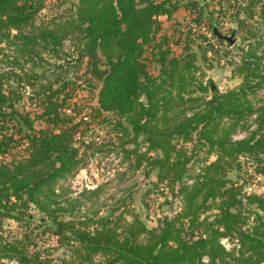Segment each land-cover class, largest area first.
Returning a JSON list of instances; mask_svg holds the SVG:
<instances>
[{"label":"trees","instance_id":"16d2710c","mask_svg":"<svg viewBox=\"0 0 264 264\" xmlns=\"http://www.w3.org/2000/svg\"><path fill=\"white\" fill-rule=\"evenodd\" d=\"M47 1L0 0V62L8 58L4 43L18 42V50L34 57L40 47L59 52L77 33L69 62L99 82V98L82 112V103L72 101L80 86L74 77L31 92L30 75L0 69V262L264 264V195L244 191L232 176L253 170L264 178V101H254L264 87V52L254 49L264 44L262 36L251 29L259 40L230 63L242 81L222 92L212 77L208 84L197 77L194 40L177 55L170 37L160 34L163 16L184 7L199 23L206 13L212 37L203 39L214 50L228 42L218 35L220 19L234 18L236 33L256 17L264 22V0L221 1L211 11L206 0H57L59 11L67 2L72 7L37 23ZM201 50L207 62L208 50ZM147 52L159 65L157 75ZM99 124L120 138L110 151L151 177L142 200L171 193L181 198L179 209L149 225L132 203L119 200L103 215L97 208L82 211L80 195L66 196L64 182L89 164ZM251 126L249 136L233 139ZM88 191L98 196L100 188L82 195ZM222 238L237 239L238 246L227 249Z\"/></svg>","mask_w":264,"mask_h":264},{"label":"rangeland","instance_id":"374dc122","mask_svg":"<svg viewBox=\"0 0 264 264\" xmlns=\"http://www.w3.org/2000/svg\"><path fill=\"white\" fill-rule=\"evenodd\" d=\"M221 1L228 2V0H206L205 3L208 6L206 8L208 11H211ZM47 3L48 6L39 14L37 23L45 19L47 20L56 13L55 11L61 13L64 9L72 7V3L67 2L64 8L59 11L55 7L59 3L57 0H48ZM70 15L72 16V13ZM196 16L198 17V14L190 16V11L184 7L177 11L172 18L163 16L160 18L162 21L160 34L170 37V47L173 53L177 55L183 51L184 46L189 41V37L194 40L191 47L198 54L197 65L200 67L197 77L199 76V79L201 78L205 84H208L209 77H212L222 92L237 87L241 83L242 77L232 73L230 63L233 61L238 63L236 59L244 58L246 54L250 53L252 48H248L247 46L249 41L255 43V40H259V38L250 37L251 29L254 33L262 36L260 42L264 43V22L259 17H256L254 20L246 22L244 28H241L243 30L236 33L233 32L237 27V22L234 18L226 16L220 19V32L227 36L234 34L233 39L235 40V45L229 47L227 45L228 42L222 43V47L220 46L221 44H218L212 50L210 41H204L203 39L205 36L212 37L209 31L210 21L208 19L210 15L204 13L203 21H198L201 23L200 26L196 21L193 23V19ZM68 17V15L63 14L59 18L68 19ZM241 18L245 19L246 17L242 14ZM202 25L206 27L205 30L202 28ZM191 26H194L193 31L189 30ZM78 39L79 34H70L63 40L59 52L53 53L54 51L50 48L44 49V47H40L38 50L36 48V50L41 53L34 57L23 50H18V42L10 45L4 43L1 47L4 48V52L8 58L3 63L0 62L1 72L15 71L19 75H30L32 78L27 79L29 85L25 86L26 91L31 92L34 90L38 91L42 84L46 82L58 81L66 76L74 77L73 79L77 80L80 86L74 92L72 101L82 103V106L85 107L82 112H85L89 110V106H94L98 102L97 83L99 82L91 77V75L86 77V79H91L87 82L83 75L84 69L82 67L80 70L75 69L76 66H73L69 62V58L76 55V48L79 44ZM254 46L256 47V45ZM204 48L208 50V63L200 56V51ZM216 49L219 50L217 54L221 59L220 62H217L218 58L216 57L218 56L214 53ZM254 49L258 55H263L264 44ZM146 55H148L147 62L150 63V72L157 75L159 72L158 63L155 61V58H152L153 56L149 52ZM26 94L28 95L29 93ZM207 95L211 96L210 90H208ZM254 101L256 105L262 104L264 101V87L257 90ZM253 129L251 126L249 129L236 132L233 134V139L245 138L250 135ZM96 132L99 134L93 135L95 143L88 149L90 155L89 164L75 176L70 177L68 181L64 182V189H67L65 191L67 192V197H77L80 195L81 202L85 207L82 208V211L88 210L91 212L97 208L101 210V214L105 215L120 200L125 201V204L132 203V207L142 214L149 225H157L158 219H161L163 215H172L174 209H179V206H181V198L173 200L171 193H167L168 198L164 194H152L148 201L142 200L146 189L150 187L151 181V177H145V168L135 169L128 162H125L123 159L120 160L116 154L110 151L113 144L120 142V138H117L118 136H116V133L110 126L104 124L100 126L99 124L96 126ZM123 141H125V138L122 139ZM188 147L190 149L191 145L188 144ZM210 159H214V157ZM241 160L245 161V158H241ZM232 176L240 179L239 181L243 185L244 191L264 195V178L259 177L253 170L249 175L244 173L239 174V172L234 171ZM97 188H100L98 196L90 194L89 191L82 195L84 190H94ZM156 193H161V191ZM132 195L133 201H131ZM213 213H217V210L213 211L211 215H214ZM6 225L11 226L13 229H19V224L12 220H7ZM222 243L227 249L238 246L237 239L222 238ZM0 264L17 263L14 261H5L0 262Z\"/></svg>","mask_w":264,"mask_h":264},{"label":"water","instance_id":"95a60500","mask_svg":"<svg viewBox=\"0 0 264 264\" xmlns=\"http://www.w3.org/2000/svg\"><path fill=\"white\" fill-rule=\"evenodd\" d=\"M218 35L223 38L224 40L230 42L231 44H234L235 43V40L233 39L234 37V34H232L231 36H227V35H223L221 33L218 32Z\"/></svg>","mask_w":264,"mask_h":264},{"label":"built area","instance_id":"2783aa9c","mask_svg":"<svg viewBox=\"0 0 264 264\" xmlns=\"http://www.w3.org/2000/svg\"><path fill=\"white\" fill-rule=\"evenodd\" d=\"M202 28H204V30L206 29L204 25H202ZM236 61H240V59H236Z\"/></svg>","mask_w":264,"mask_h":264}]
</instances>
